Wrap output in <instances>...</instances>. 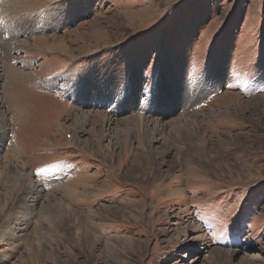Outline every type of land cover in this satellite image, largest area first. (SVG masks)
Listing matches in <instances>:
<instances>
[{
	"label": "rangeland",
	"instance_id": "obj_1",
	"mask_svg": "<svg viewBox=\"0 0 264 264\" xmlns=\"http://www.w3.org/2000/svg\"><path fill=\"white\" fill-rule=\"evenodd\" d=\"M0 37V264H264V0H0Z\"/></svg>",
	"mask_w": 264,
	"mask_h": 264
},
{
	"label": "bare ground",
	"instance_id": "obj_2",
	"mask_svg": "<svg viewBox=\"0 0 264 264\" xmlns=\"http://www.w3.org/2000/svg\"><path fill=\"white\" fill-rule=\"evenodd\" d=\"M1 38V37H0ZM2 46H0V48H1ZM1 75H0V79H1ZM174 89V88H173ZM178 102V101H177ZM2 107V103H1V101H0V108ZM142 119V118H141ZM85 120V119H84ZM83 120V125L85 124V122L86 121H84ZM142 120H144V126L147 128V130H148V128L150 127V126H152L153 127V130H155L157 133H161L162 132V130H161V127H160V122H155V121H150V120H148V119H142ZM158 120V119H157ZM141 121V120H140ZM81 124V126L78 128V130H82L83 129V125ZM3 132H4V130L3 129H0V139L1 138H3ZM80 132V131H79ZM77 136V135H76ZM161 136V135H160ZM27 172L26 171H23V177H27ZM29 176V175H28ZM23 186V185H22ZM22 190H23V192L22 193H30V195L33 197V196H36L35 197V199L33 200V202L32 203H36V202H38L39 200H41L42 198H44V194H42V190H40V189H38V188H30V189H25V188H22ZM27 196V195H26ZM23 197V196H22ZM27 198V197H26ZM34 198V197H33ZM29 201V200H28ZM27 200H24L23 201V203L26 205L27 204V202H28ZM31 201V200H30ZM29 201V202H30ZM33 205V204H32ZM33 207V206H32Z\"/></svg>",
	"mask_w": 264,
	"mask_h": 264
}]
</instances>
